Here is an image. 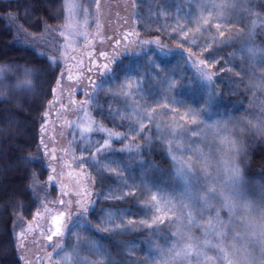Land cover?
<instances>
[{
    "label": "rangeland",
    "instance_id": "374dc122",
    "mask_svg": "<svg viewBox=\"0 0 264 264\" xmlns=\"http://www.w3.org/2000/svg\"><path fill=\"white\" fill-rule=\"evenodd\" d=\"M251 0H230L237 4H244ZM68 3H75L79 5V8L72 10L71 12L65 9L66 0H62L63 5V22L61 26L57 28H48L38 36H29L24 33L21 28L14 22L9 20V24L13 28L15 35L14 38L23 43L39 54H43L46 57L55 55L59 60V75L61 72L64 73L63 80L60 85H55L57 88V95L51 100L56 99L59 101L54 106L47 104V110L51 112L48 117L47 127L45 129L44 141L48 145V151L50 156L54 154L58 157L57 160L52 161L50 158L44 156V149L40 145L41 139V125L39 127V153L41 159L47 167L48 175L51 173V168H56V179L49 184L46 179L42 185H35L33 187V194L38 202V209L41 212V218L33 222H28L25 226L20 228L16 233L25 231V236L22 241L16 240L17 255L23 256L28 261H36L39 256L45 257L48 252L52 251V248L48 245L50 242L43 239L41 233H48L50 228H53V218L56 217L60 212L70 210L71 218L63 220L64 236L61 238L65 245L77 244V237L74 235L76 232H80V241L91 236L102 246L106 256L103 259L111 260L112 264H128V261H134L135 264H145V259L154 261L155 264H159V261L163 259L161 253L157 251L156 246L163 248L165 252L172 247L174 243L178 244L180 248L184 246L185 241L180 236L173 235L176 232V227L170 221H175L176 217L183 216L186 210L180 205V197L183 191V181L176 175V169L178 167L177 161H174L169 155V144L167 140H162L160 134H156V124L161 126V134L167 135L169 132L168 125L173 123L175 118L179 121V115H182L189 109L197 110L204 109L205 102L209 100V87H211L212 99L207 106L206 111L201 112V119L206 123H212L217 120L227 121V127L224 128L220 136L209 135L206 138L192 137L191 133L185 132L186 140H184L178 147L176 143L171 145V150L179 159L187 160L189 155L193 156L194 171L193 176L196 178L194 187L203 186L208 180L216 183L218 186L227 189V171L226 165L230 163H237L241 170L243 166V151L237 156L235 151L230 145L223 141L221 137H227L228 139L235 141L236 146L241 147L242 135L246 133L248 129L254 128L257 121L264 120V111L261 110L264 105V92H261L258 88L255 90V98L252 105V110L248 111V124L243 126L239 123L240 118L233 117L230 115V111H227L225 105L224 109H214L216 104L217 91L214 87V78L211 85L209 82L203 80L198 72L195 61L202 60L200 58H189V53L184 50L170 45H166L162 42V50L158 48L154 43L149 45L131 44L127 48L124 47V36L129 32L140 33L139 37L135 35L131 36L132 40H152L154 37H150V26L156 25L169 30L170 36L174 40H177L179 45H188V47H196L202 42L201 46L206 43L208 45L214 44L215 42L224 43V41H231V36L240 30L239 25H242V20H245V10L241 8H228L224 9L221 20L231 21L230 23L225 22L223 24V31L225 32L224 38L219 36L216 23L219 20L216 18L219 13V9L214 8L213 5L221 4L225 0H100V10L97 12L95 4L96 0H67ZM84 9H88V15H85ZM72 16L73 22L71 26H68L67 17ZM202 17L209 18V23L204 24ZM249 25L248 22L244 25V30L247 32L246 38L241 40L238 37V47L241 51L247 53V55L253 59L255 65L252 66V71L257 73L258 79L262 77L259 73L258 66L259 61L264 62V57L261 55V48L259 43L254 41V35L258 30L264 31V28L260 27V23L264 22L262 18L253 14L250 16ZM257 21V28L252 33V39L250 36L251 22ZM138 22L143 23V28L138 29ZM179 24L185 31L189 32L187 41H182L178 36L177 31H173ZM200 27V31H196L197 27ZM19 28H18V27ZM237 26V27H236ZM243 30V29H241ZM63 33V35H61ZM84 33L87 34L85 38ZM67 36V40H65ZM215 36V41H213ZM120 40L121 44L119 47L116 45V41ZM226 43V42H225ZM65 45H68L65 47ZM200 47V46H198ZM249 49H255V54H252ZM66 52V57H61L60 53ZM101 52L105 53L110 58L115 53V58L111 60L110 71L103 72L102 69L98 68L97 65H103L107 61L100 55ZM172 54H182L183 56H176L171 63L170 68H166L167 65H162L165 59L172 60ZM95 61V63H90ZM125 61V70L122 74L113 77L110 82L109 74H111L112 66L114 64ZM184 64V69L181 65ZM261 62V63H262ZM165 66V67H164ZM0 67H6L9 70L0 74V99L13 92H23L26 90L28 85H25V81L18 78L17 74H13L11 67L6 65H0ZM186 67L189 70H186ZM91 69V71H90ZM145 71L148 73L145 78ZM162 71V72H161ZM69 76L72 78L69 79ZM264 77V76H263ZM187 78L191 84L197 83L199 90V96L187 94L189 102H184L182 95L183 85L186 88L185 79ZM96 81V87L98 91L95 93L96 99L98 92H107L113 97H118L120 100V106L118 111L122 114L127 110L131 113L133 108L149 107L155 109V120L150 125L153 136H157L162 142L165 153L169 156L171 161V173L168 178H163L159 173L154 171H147L144 165L139 167L141 161V154L145 147L147 148L151 141L147 139H138V143L134 140L126 138L123 142L113 140L112 148L115 151L106 153L109 159H115L121 162L119 174L115 172H109L101 167L95 168L98 171H104L111 175L116 183L113 185L111 192L113 194H122L131 189L135 193L136 199L139 201V212L136 216L133 224H129L130 221L126 214L123 212H112L111 222L110 213L103 216L100 220L102 229L107 227L108 230L105 232H129L133 228H148L154 230L158 235L159 229H165L167 236L160 235L157 237V241L149 243L145 248V254L142 260L138 257H132L129 252L130 245H121L123 253H126V260L121 262H115L114 256H112L104 246V242H101L97 235L99 234L95 227H93L89 220L88 215L86 220L78 219L79 209L76 201L85 198L86 193H90L87 197L89 200V212L94 205L95 192L93 182L89 176L90 168L85 164L84 168L81 169L79 165V152H77V159L73 160L72 153L75 148L89 147L96 145L98 141L102 143L103 139L106 138L104 133L99 131V127L103 124L99 123L92 116V108L95 103L90 102L85 105L88 111L89 118H84L83 112H77L76 109L69 106V97L77 102V107L80 101L85 99L84 92H92L93 88L89 84V80ZM256 79L255 81H257ZM162 81V97L157 101L154 99L151 101L152 91H142V83L150 85L152 81ZM184 80V81H183ZM182 82L184 84H182ZM201 82V83H200ZM172 84L169 88L168 85ZM131 85V87H129ZM191 86V85H190ZM123 88V91L121 89ZM164 105H167L165 107ZM175 109V111H173ZM117 111V112H118ZM179 114V115H178ZM134 119L133 116H129L128 120ZM233 119V120H232ZM66 121L76 122L82 125H91L92 131L83 133L84 142L81 143V133L79 128L73 125L69 127ZM236 122V123H235ZM235 123V124H233ZM238 123V124H237ZM104 126V125H103ZM105 127V126H104ZM189 128H195L197 125H187ZM202 127V125H201ZM237 127H239L237 129ZM107 128V127H105ZM109 129V128H108ZM112 130V129H111ZM75 131V141L73 132ZM264 136V133H262ZM195 142L190 145L189 142ZM132 144L133 147L128 150L125 149L123 152L120 149L124 148L125 144ZM139 146L137 149L136 146ZM190 147H199L209 157V167L207 175L202 170L201 164L197 163V153H191ZM67 149V154L65 153ZM53 150H55L53 152ZM94 151V148H92ZM84 156L88 162L91 158L87 152ZM62 158V159H59ZM65 164L71 165V167H65ZM47 175V177H48ZM245 179L242 176V183L239 186V190L242 193V199L251 202L254 206V215L256 219L259 218V209L264 196H262V185L255 182L253 185H244ZM64 186V190L68 195H64L62 198L65 204L61 205L59 200L61 199L60 185ZM157 195L158 198H172L176 204L175 215L169 214V220L164 223L153 224V216L159 215L156 209L152 206L151 196ZM44 205H47L48 211H44ZM242 214V210H241ZM222 217L227 219V212L221 213ZM123 221L125 227L117 228L114 225H118ZM144 221V223H141ZM32 223L33 228L28 231V225ZM239 223V221H237ZM83 225V228L81 227ZM90 229V232L87 231ZM193 234L199 238L202 233L199 228L193 229ZM240 232L247 231L246 227L241 226ZM233 233L230 230L227 243L231 242ZM239 242V241H238ZM85 248L87 246L85 245ZM126 250V252H125ZM1 251V250H0ZM59 251V250H57ZM210 256L215 257L218 254V250L214 248L206 249ZM258 256L259 253L257 252ZM81 257L88 261V264H94V261L101 259L100 256H96L88 251H83ZM56 256L54 255V260ZM195 260V257H192ZM144 260V261H143ZM20 264H24V261L20 260ZM172 264H187V261L183 257L176 258ZM211 264V262H209ZM216 264H222V261L216 262Z\"/></svg>",
    "mask_w": 264,
    "mask_h": 264
},
{
    "label": "trees",
    "instance_id": "16d2710c",
    "mask_svg": "<svg viewBox=\"0 0 264 264\" xmlns=\"http://www.w3.org/2000/svg\"><path fill=\"white\" fill-rule=\"evenodd\" d=\"M245 7L250 8L251 12L245 10V20H242V25L238 26L240 30L237 35L241 40L247 36L244 25L246 22L249 25L248 18L251 15L256 14L264 20V0L248 1ZM11 19L27 35L38 36L48 28L61 26L62 0H0V65L11 67L13 74H17L18 78L31 81L25 91L13 92L0 99V264H20L16 248V232L32 220V215L38 209L33 187L44 184L48 175L47 167L39 153V127L43 110L47 108L52 98L51 89L56 85L55 81L60 70L59 66L49 68L45 55L37 53L14 38L15 32L9 24ZM138 24V29L143 28V23L138 22ZM149 30H151L150 37H159L164 44L178 47V41L170 37L172 34L169 30L156 25L150 26ZM237 35L234 33L231 41L215 42L207 49L201 46L202 42L196 47L179 45L178 48L191 53L193 58H200L214 65L212 71L214 87L217 91L214 109H224L223 105H225L227 111L231 112L230 115L235 119L240 118L239 123L245 126L248 124V111L252 110L256 100L255 90L250 89L249 84L250 81L255 82L258 76L256 71H252V66L255 65L253 59L239 49ZM253 35L254 41L264 48V31L258 30ZM253 35L251 34V39ZM171 56L172 60L165 59L162 62V65H167L166 68L170 69L173 60H178L175 57L183 55ZM124 62L112 66L107 82L111 83L113 77L124 72ZM261 62H258L257 70L263 77L264 62ZM180 63L184 69V64ZM26 70L31 72L28 77L25 76ZM186 70L189 69L186 67ZM147 75L145 71L144 77L146 78ZM186 83L190 81L187 80ZM162 85L161 80L152 81L150 85L142 83V91L143 89L152 91L151 101L157 98V103L162 97ZM185 85L182 95L185 96L186 103L189 102L187 94L197 97L203 92L199 90L200 84ZM97 100L101 102V106L97 107V104L93 106L94 119L113 131L125 132L126 125L130 122L128 118L123 121L125 127L120 128L114 125H120L121 119L117 117L113 121L109 116V112L118 111L119 98L102 91L98 92ZM134 142L138 143V139ZM148 145L141 154L142 163L138 164L139 167L144 165L147 171H154L163 178H168L171 173V161L165 153L162 142L157 136H153ZM241 147L245 149L242 166L244 185H253L259 181L264 187V136L255 127L250 128L242 135ZM89 176L93 182L95 199L88 220L96 230H100L98 239L105 243L106 250L114 256L115 262L122 263L126 260V253H123L121 245L127 244L130 245L127 252L132 257L142 260L146 246L157 241L156 238L160 235L167 236L166 230L161 227L160 235L154 231L155 229L148 228H133L129 232H105L100 225L103 216L112 212H123L130 221H135L139 212V201L135 195L113 194L111 189L116 180L108 173L90 168ZM13 208L16 210L13 211Z\"/></svg>",
    "mask_w": 264,
    "mask_h": 264
},
{
    "label": "snow or ice",
    "instance_id": "6c2138e0",
    "mask_svg": "<svg viewBox=\"0 0 264 264\" xmlns=\"http://www.w3.org/2000/svg\"><path fill=\"white\" fill-rule=\"evenodd\" d=\"M80 6L75 3H68L66 0L65 9L69 12L72 10L79 8ZM97 12L100 10V0H96L95 4ZM214 8L219 9V13L217 14V19L219 20L216 23L215 27L217 28V32L219 36L224 37L225 32L223 31V24L225 22L230 23L231 21L221 20L220 17L223 16L224 9L228 8H241L246 11L251 12L250 8H246L244 4H237L234 2H230V0H225V2L221 4L213 5ZM85 15H88V9H84ZM203 23L208 24L209 18L202 17ZM73 22L72 16L67 17L68 26H71ZM260 27L264 28V22L260 23ZM257 28V21L253 20L251 22V30L250 36L255 32ZM158 31H162L159 30ZM173 31H177L178 36L182 41H187L189 37V32L185 31L179 24H177L176 28ZM196 31H200V27L198 25ZM63 35V33H61ZM85 38H87V34L84 33ZM135 35L139 37L140 33L138 32H129L124 36V47L127 48L131 44H136L137 42L140 45H149L155 44L158 48L162 50V42L159 37H154L152 40H132L131 36ZM67 40V36L64 37ZM213 41H215V36H213ZM121 44L120 40L116 41L117 47ZM68 45H65L67 47ZM179 47V44L177 45ZM205 49L209 47L206 43L203 46ZM187 50V49H186ZM252 54H255V49H249ZM41 55H43L41 53ZM61 57H66V52L62 51L60 53ZM107 62L103 65H97L98 68L102 69L103 72L110 71V63L111 60L115 58V53L110 58L105 53L101 52L100 54ZM261 55L264 57V50H261ZM191 57V53H189V58ZM47 66L49 68H55L59 66L58 58L53 55L46 57ZM90 63H95V61H90ZM197 65V69L200 77L209 82V85L213 82L214 72L212 71L214 65L212 63H206L205 60H199L194 62ZM9 70L6 67H0V74ZM18 71V69H16ZM91 71V69H90ZM31 75L29 70L25 71V76L28 77ZM64 77V73L61 72L60 78H58L55 83L60 85ZM72 77L69 76V79ZM25 85H30L31 81L26 79L23 82ZM89 84L92 86V92L85 91L84 96L85 99L79 102L77 107V102L71 98V94L69 97V106L76 109L77 112H83L84 118L90 119L87 109L85 105H88L90 102L97 104V107L101 106V102L96 99L95 93L98 91L96 87V81L89 80ZM131 87V85H129ZM169 88L172 87V84L168 85ZM250 89H259L261 92H264V77L259 78L255 82H251L249 84ZM57 88L51 89V95L55 98L57 95ZM123 91V88L121 89ZM212 99L211 87H209V100L205 102L204 109L192 110L189 109L182 115H179V121H183V123H179L176 119H173V123L168 125L169 132L167 135L161 134V126L160 124H156V134H160L162 140H167L170 148L169 155L174 161H177L178 167L176 169V175L183 181V191L180 197V205L183 209L186 210L185 215L176 217L175 221H170L176 227V232L173 235H179L182 240L185 241L184 246L180 248L178 244L174 243L170 249L166 252L163 248H160L158 245L156 246L157 251L161 253L163 259L159 261V264H172V262L178 258L183 257L187 264H216V262L222 261V264H264V201H262L259 209V218L256 219L254 215V206L251 202L242 199V193L239 190V186L242 183L241 170L237 163H230L226 165L227 171V189L218 186L216 183L208 180L203 186L194 187L196 178L193 176L194 164H193V156L189 155L187 160L179 159L171 150V145L176 143L179 147L180 144L186 140L185 132L191 133L192 137H200L206 138L209 135L220 136L221 132L224 128L227 127V121L217 120L212 123H206L201 119V112L207 110V106ZM56 99L50 100L49 105L54 106L58 103ZM167 107V105H164ZM264 111V105L261 108ZM175 111V109H173ZM44 114L42 116L43 123L41 125V139L40 145L44 149V156L46 158H50V160L55 161L58 159L54 154L50 156L48 151V145L44 141L45 129L48 123V117L51 115V112L47 109L43 110ZM109 116L112 117L113 121L115 118L119 117L122 121L120 125H114L115 127L124 128L125 124L123 121L127 119L129 116H133L134 119L130 120V122L126 125L125 132L113 131L111 129L105 128L103 125L99 127V131L105 134V137L102 141L97 142L96 145H93L91 148H79L78 146L72 153L73 160L77 159V152H79V167L81 169L84 168L85 164L89 168H99L101 165L103 168L109 172H115L119 174L121 162L115 159H109L106 153H110L115 151L112 148V141H120L123 142L124 139L130 137L132 140L137 138L147 139L151 141L154 133L150 125L153 124L155 120V109L149 108L147 106L142 108H133L132 112L129 113L127 110L122 114L121 112L112 113L109 112ZM69 127L75 125V127L79 128L81 133V143L84 142L83 133L91 132V125H82L76 122L66 121ZM197 125L195 128H189L187 125ZM202 125V127H201ZM256 130L260 133H264V120L257 121L254 125ZM73 137L75 141V131L73 132ZM221 139L227 142L230 147L235 151V154L239 156L242 151H245L243 147L236 146V142L228 139L227 137H221ZM195 142L190 141L189 144L192 145ZM133 147L132 144H125L124 148L120 149L123 152L125 149L130 150ZM139 149V146H136ZM94 148V151L92 150ZM191 153H197V163L201 164L202 170L207 175V170L210 164L209 157L199 148V147H190ZM55 150H53L54 152ZM67 154V149L64 150ZM87 152L91 158L90 162H88L84 156V153ZM62 159V158H59ZM65 167H71V165L65 164ZM56 168H51V173L48 175L47 180L48 183L51 184L56 179ZM61 199L59 203L61 205L65 204L63 200L64 195H68V193L64 190V186L60 185ZM125 196H134L135 193L129 189L127 192L123 193ZM90 196V193H86L85 198L77 200L76 204L79 209L78 219L86 220L87 215L89 214V200L87 197ZM262 196H264V189H262ZM152 206L156 209V212L159 215L153 216V224L156 223H164L166 220H169V214L175 215L176 204L174 203L172 198H158L157 195L151 196ZM23 207V205H21ZM16 209L13 208V211ZM242 210V214H241ZM44 211H48L47 205H44ZM227 212V219L223 218L221 213ZM110 220L111 222V213ZM39 218H41L40 209H37L36 212L32 215V221L35 222ZM66 218H71V211L66 210L60 212L56 217L53 218V228L48 230L47 234L41 233L44 240L50 242L48 245L52 248L51 252H48L45 257H37L36 261H28L23 256L20 257L21 261H24V264H88V261L81 257V253L83 251H88L96 256H100L101 259L94 261V264H112L111 260H105L107 254L104 252L102 246H100L95 239L91 236L86 237L83 242L80 241V232L74 233L77 237V244L74 245H65L63 240L54 239L61 238L64 236V227L63 220ZM239 221V223H237ZM130 225L134 222L129 221ZM144 223V221H141ZM246 227L247 231L240 232V227ZM83 228V225H81ZM117 228L125 227L123 221L120 224L114 225ZM33 228L32 223H29L27 230L31 231ZM199 228L201 230V237L197 238L193 234V229ZM104 230H108L105 227ZM232 231L233 235L231 237V242L227 243L229 232ZM90 232V229L87 230ZM25 236V231H21L16 233V240L22 241ZM239 241V242H238ZM85 245L87 248H85ZM214 248L218 250V254L213 257L208 254L206 249ZM59 250V251H57ZM259 253L257 256L256 253ZM54 255L56 259L54 260ZM195 257V260L192 259ZM128 264H135L134 261H128ZM145 264H155L154 261L145 259Z\"/></svg>",
    "mask_w": 264,
    "mask_h": 264
}]
</instances>
